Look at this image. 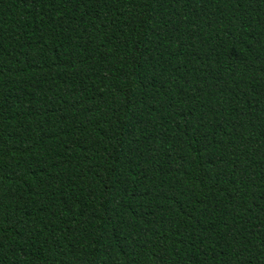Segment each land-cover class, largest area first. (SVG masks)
Instances as JSON below:
<instances>
[{
    "label": "trees",
    "instance_id": "1",
    "mask_svg": "<svg viewBox=\"0 0 264 264\" xmlns=\"http://www.w3.org/2000/svg\"><path fill=\"white\" fill-rule=\"evenodd\" d=\"M0 264H264V0H0Z\"/></svg>",
    "mask_w": 264,
    "mask_h": 264
}]
</instances>
